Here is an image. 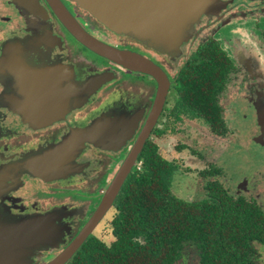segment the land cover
Here are the masks:
<instances>
[{
	"label": "flooded vegetation",
	"instance_id": "1",
	"mask_svg": "<svg viewBox=\"0 0 264 264\" xmlns=\"http://www.w3.org/2000/svg\"><path fill=\"white\" fill-rule=\"evenodd\" d=\"M60 1L67 14L98 40L141 54L160 66L168 79V90L162 110L152 123L158 91L154 75L130 69L83 44L49 0H0V219L45 217L54 222L60 237L44 251L54 255L39 259V264H46L85 227L133 149L143 140L113 204L65 263L70 264L94 237L108 244L114 241L112 218L113 238L109 242L102 238L106 220L128 179L142 168L145 151L156 146L163 159L179 165L163 155L157 139L169 131L180 130L186 135L195 131L204 147L207 143L212 146L209 158L199 156L214 160L205 162L206 168L199 172L206 196L198 200L181 198L215 202L209 185L216 182V187L220 184L232 200L258 207L261 228L222 232L205 229L203 242L186 241L172 264H264V189L252 191L258 185L247 178L243 184V177L227 181L230 155L226 147L223 155L217 152L218 142L227 140L235 141L232 149L251 152L235 134L241 132L247 119L250 122V110L257 115L254 103L264 100V28H259V33L251 32L246 25H235L233 18L237 8L243 7L246 18L259 15L261 20L264 0H213V10L218 8L216 15L202 23L182 50L173 55L160 53L139 38L119 36L76 0ZM221 29L235 37L219 36ZM210 67L216 76L219 71L226 76L216 98L221 122L216 121L215 129L205 115L193 111L190 88L193 77L198 89L204 86L203 75ZM240 113L244 117L239 118ZM245 128H250L249 124ZM185 147L186 143L178 149ZM60 148L65 150L59 152ZM213 169V175H204ZM215 233L219 234L216 238Z\"/></svg>",
	"mask_w": 264,
	"mask_h": 264
},
{
	"label": "trees",
	"instance_id": "2",
	"mask_svg": "<svg viewBox=\"0 0 264 264\" xmlns=\"http://www.w3.org/2000/svg\"><path fill=\"white\" fill-rule=\"evenodd\" d=\"M218 74H213L210 67L203 75L201 89L196 87L194 77L190 83L193 111L205 115L212 129L216 128V121L221 122L216 98L226 78L222 72ZM142 160V168L128 179L113 209L114 241L108 244L94 237L70 264H172L179 258L186 241L203 242L205 229L222 232L225 229L261 228L258 207L246 201L232 200L220 184L216 187V182L209 185L217 199L215 202H189L176 195L173 181L180 166L163 159L156 146L146 150ZM214 171L204 172V175H213ZM261 224L264 241L263 210ZM218 235L215 233L214 238Z\"/></svg>",
	"mask_w": 264,
	"mask_h": 264
},
{
	"label": "water",
	"instance_id": "3",
	"mask_svg": "<svg viewBox=\"0 0 264 264\" xmlns=\"http://www.w3.org/2000/svg\"><path fill=\"white\" fill-rule=\"evenodd\" d=\"M73 35L93 51L124 66L151 73L158 81L155 105L150 117L157 118L168 90V79L160 66L141 54L110 46L85 31L69 14L60 0H49ZM101 23L118 33H132L152 41L168 51L178 48L189 23L202 11L212 8L213 0H76ZM19 3V2H18ZM21 4V3H19ZM139 140L129 158L108 187L104 199L77 237L62 252L46 264H65L86 240L113 204L130 169V162L143 146ZM65 148L58 149L62 152ZM60 172V171H55ZM54 172V173H55ZM53 173V172H52ZM54 222L42 218L19 220L0 219V264H25L33 249L49 245L59 238Z\"/></svg>",
	"mask_w": 264,
	"mask_h": 264
},
{
	"label": "rangeland",
	"instance_id": "4",
	"mask_svg": "<svg viewBox=\"0 0 264 264\" xmlns=\"http://www.w3.org/2000/svg\"><path fill=\"white\" fill-rule=\"evenodd\" d=\"M217 9L218 8H215L213 10V7L208 8L207 10L202 11L201 14L196 16L195 19L189 23L186 29V35L184 36L183 41L179 44L177 50L175 49L173 51H168L164 47H160L152 41H145L132 33L117 32V34L119 36L139 38L150 44L152 47L157 48V51H159L160 53L173 55L175 51H177L176 53H179L182 50L183 44L188 42L190 40V37L194 36V34L198 32V27L202 23L216 15L218 11ZM237 11L238 14L233 18L235 25H241L242 27L246 25L251 32H254V30H256L257 33H259V31L264 28V16H262L261 20L259 15H252L250 18H246V8L239 7L237 8ZM221 15L222 14H220L218 18H220ZM256 26L261 27L256 28ZM220 31L222 32H219L218 35L221 37H228L229 39H233L232 37H235V34H229V32L225 29H221ZM262 58H264L263 54ZM254 107L256 108L257 115H255L254 110H250L249 115L251 116V120L249 122L247 119V123L244 124L245 127H247V125L249 124L250 128L244 127L241 129V132L235 134V137L240 136V143L243 144V147L245 149H249L251 151L250 154H247L246 152L244 153L237 148L232 149L231 144L233 145L235 142H232L233 140L229 141L228 143V140L226 141V143L218 142L217 152L219 156L223 155L222 151L226 147L225 150L230 155L228 167L226 170L227 181L236 180L238 177H243L242 183L244 184L247 178V180H250L252 184H254V186L258 185L256 188H253L252 191L259 188L262 192V190L264 189V177H262V175H264V157H262V152H264V145L262 144V136L264 135V100H257V102L254 103ZM242 117L244 116H242V113H240L239 118ZM198 136V133L195 131L190 135H186L183 131L178 130L177 132L169 131V133L157 139L161 145V152L163 153V155H165L167 158L176 160L180 165V169L177 171L174 177L173 192L176 195L188 200H198L206 196V190L204 189L203 182L199 177V172L206 168V163L214 160H205L203 158L204 156L206 158H209L208 154L210 153L208 150L212 146L207 143L204 147L202 145L203 143H201V140L198 139ZM185 143L188 147L179 150L178 146ZM228 144H230L229 147H227ZM193 150L198 153H195ZM199 153L203 157L201 155L199 156ZM260 196L262 198V194H260ZM113 214L114 211L112 210L108 215L109 217L106 220L102 232V238H104L108 242L113 238L110 235V219L112 218ZM75 217L76 213H74V218ZM49 245H44L33 249V252H30V254L25 257V264H39L40 258H43L44 260L47 257L54 255L52 253L47 254L46 252H44Z\"/></svg>",
	"mask_w": 264,
	"mask_h": 264
}]
</instances>
